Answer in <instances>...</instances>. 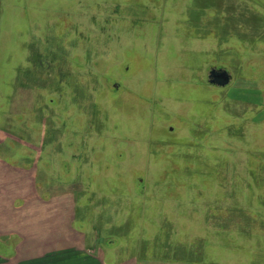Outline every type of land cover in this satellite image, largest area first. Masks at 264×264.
<instances>
[{
	"label": "rangeland",
	"instance_id": "obj_1",
	"mask_svg": "<svg viewBox=\"0 0 264 264\" xmlns=\"http://www.w3.org/2000/svg\"><path fill=\"white\" fill-rule=\"evenodd\" d=\"M0 192L24 232L264 264V0H0Z\"/></svg>",
	"mask_w": 264,
	"mask_h": 264
},
{
	"label": "crops",
	"instance_id": "obj_2",
	"mask_svg": "<svg viewBox=\"0 0 264 264\" xmlns=\"http://www.w3.org/2000/svg\"><path fill=\"white\" fill-rule=\"evenodd\" d=\"M0 198H2V192H0ZM19 220V217L11 214L0 217V232H5L2 236L3 239L0 235V244L9 248L0 251V264H168L164 259L139 260L127 255L118 257L114 254V248L118 244L113 243L112 239L106 250L102 246L99 248L94 245L95 247H93L68 240L63 235L58 237L49 230L52 229V224L44 223L42 228L40 224H31L24 232V228L18 224ZM38 230L43 231V234H38ZM18 237L32 240L36 246L39 245L30 255L26 256L23 253L26 251V245L20 244V249L18 251L16 249V251L18 253L20 251L23 255L18 257V253L13 249L16 247L15 243L10 242ZM39 237H43V239L37 240Z\"/></svg>",
	"mask_w": 264,
	"mask_h": 264
},
{
	"label": "water",
	"instance_id": "obj_3",
	"mask_svg": "<svg viewBox=\"0 0 264 264\" xmlns=\"http://www.w3.org/2000/svg\"><path fill=\"white\" fill-rule=\"evenodd\" d=\"M209 82L219 86H225L232 79L231 73L225 68H211L208 74Z\"/></svg>",
	"mask_w": 264,
	"mask_h": 264
}]
</instances>
